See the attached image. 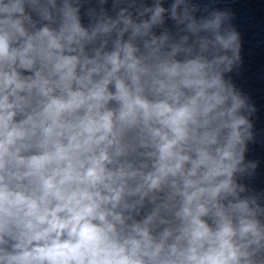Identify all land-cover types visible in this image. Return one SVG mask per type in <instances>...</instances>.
I'll return each instance as SVG.
<instances>
[{
    "label": "clouds",
    "instance_id": "clouds-1",
    "mask_svg": "<svg viewBox=\"0 0 264 264\" xmlns=\"http://www.w3.org/2000/svg\"><path fill=\"white\" fill-rule=\"evenodd\" d=\"M219 2L0 0V264H264Z\"/></svg>",
    "mask_w": 264,
    "mask_h": 264
}]
</instances>
